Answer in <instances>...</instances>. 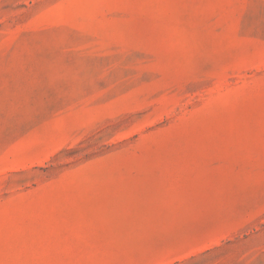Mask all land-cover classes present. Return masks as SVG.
I'll use <instances>...</instances> for the list:
<instances>
[{
	"label": "rangeland",
	"instance_id": "obj_1",
	"mask_svg": "<svg viewBox=\"0 0 264 264\" xmlns=\"http://www.w3.org/2000/svg\"><path fill=\"white\" fill-rule=\"evenodd\" d=\"M0 264H264V0H0Z\"/></svg>",
	"mask_w": 264,
	"mask_h": 264
}]
</instances>
